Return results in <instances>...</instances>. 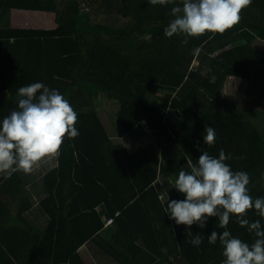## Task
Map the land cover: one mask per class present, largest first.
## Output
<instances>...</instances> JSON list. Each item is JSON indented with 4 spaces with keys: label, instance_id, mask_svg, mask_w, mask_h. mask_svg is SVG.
Returning <instances> with one entry per match:
<instances>
[{
    "label": "trees",
    "instance_id": "trees-1",
    "mask_svg": "<svg viewBox=\"0 0 264 264\" xmlns=\"http://www.w3.org/2000/svg\"><path fill=\"white\" fill-rule=\"evenodd\" d=\"M88 1L92 9L84 0H0V90L7 93L0 98V121L17 109L20 87L41 82L70 102L79 132L64 139L60 165L45 177L48 196L41 205L52 224L37 232L26 217L29 197L16 193L20 209L12 220L18 227L3 232L2 254H18L12 237L30 236L35 246L27 247L34 248L35 257L48 253L54 264H87L79 250L91 239L104 241L106 214L97 210L103 207L120 226L112 239L121 251L110 244V264H170L171 258L173 264H222L221 243L208 242L213 231H230L249 244L254 234L235 216L226 228L216 217L203 229L177 225L165 213L167 202L160 200L155 183L189 170L188 160L197 164L201 151L218 158L223 149L233 171L249 174L250 195L264 197V48L257 46L264 42V0H251L240 22L224 33L171 38L163 30L181 0L155 6L148 0ZM15 10L53 13L57 28H15ZM121 19L128 23L115 25ZM233 78L245 81L236 97L229 96ZM83 85L117 101L123 135L145 122L151 137L131 151L113 140L102 116L86 111L92 102ZM206 125L215 130L213 145L204 143ZM11 180L2 193H10ZM184 198L177 191L170 200ZM246 218L260 220L264 229V218L254 209ZM128 222L127 228L121 225ZM189 230L201 236L199 246L190 243ZM146 250L153 253L137 261Z\"/></svg>",
    "mask_w": 264,
    "mask_h": 264
},
{
    "label": "clouds",
    "instance_id": "clouds-1",
    "mask_svg": "<svg viewBox=\"0 0 264 264\" xmlns=\"http://www.w3.org/2000/svg\"><path fill=\"white\" fill-rule=\"evenodd\" d=\"M148 2L155 6L170 0ZM250 3L251 0H181L179 6L171 8L174 18L164 28V35L171 38L224 33L240 22L242 9ZM77 122L78 114L57 89L41 82L20 87L17 109L0 121V173L7 174L5 178L15 171L30 173L43 157L58 152L66 137L79 135ZM215 138L214 128L206 125L204 143L213 145ZM230 158L221 149L218 158L201 151L197 164L188 160L189 170H181L173 186L185 198L168 199L164 210L169 219L189 229L194 224L203 229L211 217L218 218L220 228H226L230 217L235 216L241 227L254 234V242H244L225 230L213 231L208 236L209 244L215 245L217 240L221 243L225 258L222 264H264V229L260 220L250 222L246 218L252 209L264 218V197L254 199L250 195L249 174L233 171L226 163ZM187 236L194 246L203 242L199 234L193 235L190 230Z\"/></svg>",
    "mask_w": 264,
    "mask_h": 264
},
{
    "label": "crops",
    "instance_id": "crops-1",
    "mask_svg": "<svg viewBox=\"0 0 264 264\" xmlns=\"http://www.w3.org/2000/svg\"><path fill=\"white\" fill-rule=\"evenodd\" d=\"M31 17H33V20L29 19ZM12 21H13V26L15 28H31L37 30L57 28V16L53 13L15 10L12 13ZM87 88L89 87L83 85L84 92L89 97L90 93L88 92ZM93 90H92L93 96H96L97 94L94 93ZM97 92H100V90H97ZM100 93L103 94L102 92ZM6 95H7L6 92L0 90V98L1 97L4 98ZM103 96L108 102H114L116 104L117 109L115 110L112 117H116L117 119V113L119 111V105L117 101L109 98L105 94H103ZM90 101L92 102L94 100L90 98ZM141 125H143V128L141 127ZM141 125L136 128V130L132 135H123L122 129L119 130L117 134L112 135V137L114 138L113 140H115L116 142H122L129 151L133 150L134 147L136 148V146H140L141 144H138L137 140H133L132 136L136 135V137L138 136L143 137V135H146V132L144 130L147 129L149 131L145 122H143ZM60 154H61V150H59L56 153L49 154L43 157L35 165V167L30 173H25L23 171H15L12 172L10 176H8V178H5V175L7 174L0 173V264H12V261H14V264H20L18 259H20L23 264H39L38 263L39 261L40 264H54L52 258H50L48 253H44V255L46 254V258H45L43 255H36L35 257V255L32 252H30L31 250L34 251V248L30 249L28 247L35 246L33 245L34 244L32 241L33 238H31L30 236L11 238L14 239V243H16L19 247L18 254H14V255L6 254V253L2 254L1 250H2V246L5 245V240L7 239L6 237L3 236V232L4 231L6 233L11 232L10 229L14 227H18L16 222L12 220L13 218H16L18 211L20 209L19 202L13 200V197L16 193H18L19 196L26 193L27 197H29L28 198L29 205H27L26 217L35 227L37 232L39 231L43 233L46 232V230L50 227V224H52V218H50L45 208L42 207L41 202L43 199H45L48 196V191L45 188V177L49 171L56 169L60 165ZM16 173H18L17 176L14 175ZM9 178H12L10 184L11 187L10 193H6V192L2 193L1 192L2 185L7 180H9ZM175 179L176 178L173 177V175L170 178L161 176L159 180L155 183L157 194L160 196V200L162 202L166 203L168 199H171L176 194L177 190L173 188ZM68 190L71 191L70 188H68ZM97 210L106 214L103 216V221L105 225L102 231L100 232V235L102 236V239L104 241L98 242V241H93L91 239L88 243H86L80 248L79 252L84 257L87 264H110L107 259L111 257L109 253L111 251L110 244L111 243L114 244L118 252L121 251L120 248L117 246L116 243L113 242L112 239V237L115 234H117L118 229L120 230V226H118L115 223L108 224V221L110 219H113V217H111L110 215V210L108 209L103 210V207H99L97 208ZM115 212L117 216L120 211L118 210ZM129 223L130 222L122 223L121 225H124L127 228V226H129ZM44 242L47 241L44 240L42 243ZM159 242L161 245H164L165 244L164 238L160 237ZM126 243L129 247H132V244L130 242H126ZM135 244L141 246V243H135ZM151 244L153 248H155L158 251L156 243L151 242ZM167 250L168 249L166 248V251ZM152 253H153L152 251H148V250L144 252H140L137 254L136 259L137 261H140L141 256L150 255ZM172 259L173 258L170 259L171 261L170 264H173L174 262V260ZM157 262H160V259L157 258Z\"/></svg>",
    "mask_w": 264,
    "mask_h": 264
},
{
    "label": "rangeland",
    "instance_id": "rangeland-1",
    "mask_svg": "<svg viewBox=\"0 0 264 264\" xmlns=\"http://www.w3.org/2000/svg\"><path fill=\"white\" fill-rule=\"evenodd\" d=\"M90 2L91 1L84 0V7H88L90 9H92L90 7ZM28 16H30V15H28ZM29 19L33 20V17H31ZM103 19H104V17L102 16L101 20H103ZM116 22H115V25H118V26L123 25L124 23H126V24L128 23L126 20H123V19H121L117 23ZM257 46L264 48V42L258 41ZM243 82H245V81H242L241 79L233 78L231 80V89L229 92L230 97H236L238 95L239 88L241 87V85H244ZM87 90L90 93L89 97L94 101H92V104L90 105V107H88L86 109V111H91V110L97 111L100 114V116H102L103 122H104L109 134H111V135L117 134L119 132V130H121V127H120L119 122L117 121L116 117H112L115 110L117 109L116 104L114 102H108L105 99V97L103 96V94H101L100 92H97V89L93 90V92L97 94L96 96H93L91 88H87ZM263 120H264V116L260 118V122ZM141 127L143 128V125H141ZM144 131L146 132V135H143V137H141V136L136 137V135H133L132 139L137 140L138 144H143V139L145 136H148L149 138L151 137V135H150L151 132H149L147 129H145Z\"/></svg>",
    "mask_w": 264,
    "mask_h": 264
},
{
    "label": "built area",
    "instance_id": "built-area-1",
    "mask_svg": "<svg viewBox=\"0 0 264 264\" xmlns=\"http://www.w3.org/2000/svg\"><path fill=\"white\" fill-rule=\"evenodd\" d=\"M112 221H113V220H112V219H110V220L108 221V224L112 223Z\"/></svg>",
    "mask_w": 264,
    "mask_h": 264
}]
</instances>
